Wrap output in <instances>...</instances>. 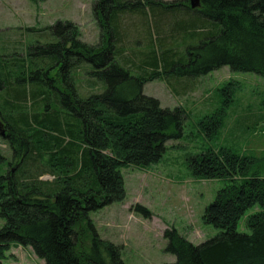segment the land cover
<instances>
[{
	"label": "trees",
	"instance_id": "1",
	"mask_svg": "<svg viewBox=\"0 0 264 264\" xmlns=\"http://www.w3.org/2000/svg\"><path fill=\"white\" fill-rule=\"evenodd\" d=\"M119 1L93 2L100 27L97 44L81 41L75 23L57 21L49 27L57 40L31 48L48 54L41 64L46 59L49 70L59 64V71L54 76L42 68L30 73L29 79H37L40 85L31 90L35 108L30 119L21 112V135L30 134L25 148L18 152V164L26 157L33 162L43 159L53 180H41L42 173L16 179L13 168L0 174V217L4 219L0 264L12 243L31 247L45 264H124L121 247L98 236L89 212L122 201L125 188L120 169L157 162L165 142L181 135L186 118L182 107L164 108L158 99L145 95L143 85L154 79L198 76L222 66L264 77V0H200L196 8L190 7L189 0ZM174 8L178 11L172 14L169 9ZM147 9L155 19L158 36L161 21L170 17L168 36H182L189 43L198 36L200 41L188 45L185 53L164 48L159 41V52L152 46L138 64L127 58L120 17L127 13L145 17L151 37ZM158 36V40L163 38ZM84 62L93 67L89 73L105 87L82 98L70 72ZM60 82L64 90L56 87ZM10 83L9 75H0V90ZM44 84L59 92L56 98L66 107L63 121L62 112L40 109V101L47 98ZM231 85L230 81L220 89L222 99L215 111L198 119L208 137L220 129L226 117L232 102ZM26 93V86L21 85L11 93L14 100L8 102L24 101ZM0 118L4 138L11 145L16 138L20 140L21 135L1 112ZM0 162L5 163L1 152ZM254 162L252 155L224 146L189 158L194 176L226 180L202 216L220 232L193 244L176 229H166V251L175 256L167 264H264V176L251 172ZM254 206L258 210L245 217L249 232L237 231L240 218ZM135 210L151 216L141 205Z\"/></svg>",
	"mask_w": 264,
	"mask_h": 264
},
{
	"label": "rangeland",
	"instance_id": "2",
	"mask_svg": "<svg viewBox=\"0 0 264 264\" xmlns=\"http://www.w3.org/2000/svg\"><path fill=\"white\" fill-rule=\"evenodd\" d=\"M94 1L0 0V75L3 78L6 74L9 75L11 82L4 90H0V112L20 135L21 130H24L20 121L24 116L21 112H25V116L30 119L35 108L31 90L40 85L37 79H29L30 73L42 68L49 71L50 76H54L59 71V64L50 70V63L46 59L41 64L48 54L31 48L57 40L56 33L49 28L57 21L75 23L79 28L81 41L97 44L100 40V27L93 13ZM174 9L169 11L175 14L174 11L178 9ZM147 12L151 37L147 32L145 17L133 13L120 17L126 49L124 55L137 64L146 57L149 49H153L152 46L159 52V41L164 48H172L178 53H185L188 45L195 46L200 41L198 36L193 43L182 36H168V27L172 22L170 17L161 21L159 35L163 38L158 40L153 27L155 19L149 9ZM92 69L90 64L84 62L70 72L71 81L82 98L104 90V83L97 81L89 73ZM230 81L233 82L230 86L233 94L231 105L220 129L208 137L205 129L199 126L198 119L215 111L222 99L220 89ZM21 85L27 88L26 99L10 104L8 101L14 100L11 93ZM56 87L59 90L65 89L62 82L56 84ZM43 88L47 98L40 101V109L49 107L54 113L62 112L60 119L63 121L66 107L56 98L59 92L48 90L45 84ZM143 93L158 99L161 107L180 106L184 109L186 118L182 123L181 135L165 142V150L157 162L143 167H122L124 199L90 211L89 218L100 238L121 247L120 254L124 264H167L174 262L175 256L166 251V229H176L193 244H200L220 232L219 228L205 223L202 216L205 208L214 201L217 191L226 184V180L194 176L188 167L190 157L199 155L208 148L230 147L240 154L252 155L255 162L251 172L264 176V77L222 66L198 76L154 79L143 85ZM0 123V131L3 130L5 135L1 118ZM28 134L30 133L22 134L20 140L16 138L12 145L0 134V152L5 157V163L0 162V174L6 175L7 169L13 168L16 179L31 178V174L42 173L41 180H53L43 159L33 162L26 157L18 164V152L25 148ZM137 205L148 209L151 216L146 217L142 211L135 210ZM256 210L258 206L252 207L240 218L237 231L249 232L245 226V217ZM3 224L4 219L0 217V227ZM2 264L45 262L34 254L31 247L12 243Z\"/></svg>",
	"mask_w": 264,
	"mask_h": 264
},
{
	"label": "water",
	"instance_id": "3",
	"mask_svg": "<svg viewBox=\"0 0 264 264\" xmlns=\"http://www.w3.org/2000/svg\"><path fill=\"white\" fill-rule=\"evenodd\" d=\"M190 1V7L191 8H196V7H198L199 5H200V0H189ZM1 124V123H0ZM2 125V124H1ZM0 134L1 135H4V131L3 130H1L0 131Z\"/></svg>",
	"mask_w": 264,
	"mask_h": 264
}]
</instances>
